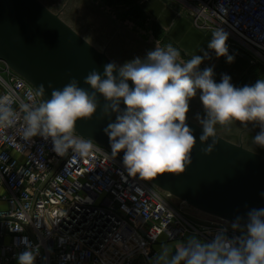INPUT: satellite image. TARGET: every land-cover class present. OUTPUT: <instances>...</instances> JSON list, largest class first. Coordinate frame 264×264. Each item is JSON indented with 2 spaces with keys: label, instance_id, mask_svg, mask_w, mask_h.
<instances>
[{
  "label": "clouds",
  "instance_id": "clouds-1",
  "mask_svg": "<svg viewBox=\"0 0 264 264\" xmlns=\"http://www.w3.org/2000/svg\"><path fill=\"white\" fill-rule=\"evenodd\" d=\"M228 39V34L218 27L211 33L207 48L217 58L225 57L227 63H233ZM208 58V52H204L203 56L184 60L171 44L155 46L143 58L136 57L122 65L108 63L103 74L90 71L83 83L91 91L80 87L73 78L60 89L52 88L50 98L37 105L17 102L15 93L9 90L0 95V136L22 120L18 131L24 141L39 136L51 140L58 156L71 150L73 158H88L97 149L91 139L76 135V124L94 116L99 94L106 101L104 115L116 114L115 121L103 129L109 138L111 158L123 152L127 173L144 181L166 173L180 175L192 163L196 137L186 119L190 101L199 92L204 114L197 119L203 129L199 140L207 144L202 149L205 155L215 149L217 126L228 128L234 122L245 128L249 124L258 126L260 131L252 142L264 149V78L253 85L235 87L230 76L223 75L217 83L212 67L200 68ZM44 92L41 85L40 94ZM173 216L169 212L170 220ZM206 232L211 239L194 232L184 240H176L168 232L171 242L161 243L149 264H264V208H252L246 219L237 216L214 232ZM20 243L24 250L16 254L17 264H36L39 246H33L26 237Z\"/></svg>",
  "mask_w": 264,
  "mask_h": 264
},
{
  "label": "built area",
  "instance_id": "built-area-1",
  "mask_svg": "<svg viewBox=\"0 0 264 264\" xmlns=\"http://www.w3.org/2000/svg\"><path fill=\"white\" fill-rule=\"evenodd\" d=\"M173 1L201 31L222 28L264 60V0ZM0 64V95L11 90L17 102H42L28 81ZM21 124L0 136V264H17L25 237L40 248L36 264H149L156 246L171 242L168 232L176 240L194 232L211 239L206 230L214 232L228 222L210 216L193 220L94 142L97 150L88 158H73L71 150L61 157L51 140L24 141Z\"/></svg>",
  "mask_w": 264,
  "mask_h": 264
},
{
  "label": "water",
  "instance_id": "water-1",
  "mask_svg": "<svg viewBox=\"0 0 264 264\" xmlns=\"http://www.w3.org/2000/svg\"><path fill=\"white\" fill-rule=\"evenodd\" d=\"M0 62L28 81L44 101L50 98L52 88L60 89L73 78L80 87L91 91L83 83L86 75L94 69L103 74L104 66L112 60L39 0H0ZM41 85L44 95L40 94ZM97 99V112L91 119L77 121L76 133L111 151L103 129L115 121L116 114L105 116L106 101L99 94ZM120 107L125 106L121 103ZM186 123L196 137L191 165L183 174L166 173L148 182L188 206L228 222L237 216L246 219L252 208H264V157L247 151L243 143L235 145L218 135L214 151L205 155L202 149L207 144L199 140L202 126L189 118ZM211 142L209 139L207 143ZM123 155L120 152L117 156L122 159ZM26 228L33 236L31 229Z\"/></svg>",
  "mask_w": 264,
  "mask_h": 264
},
{
  "label": "rangeland",
  "instance_id": "rangeland-1",
  "mask_svg": "<svg viewBox=\"0 0 264 264\" xmlns=\"http://www.w3.org/2000/svg\"><path fill=\"white\" fill-rule=\"evenodd\" d=\"M47 9L52 13L59 16L69 27H71L76 33H78L87 42L93 45L101 53L106 54L112 62L122 65L124 62L132 60L136 57L143 58L149 50L155 48V46L164 47L168 44H172L171 40L164 44L157 40L152 31V22L147 24L144 22H135L130 19L129 11L127 8L116 7L108 8L104 6L98 0H39ZM143 0H137V3ZM179 11L181 15H187L188 13L183 11L181 4L173 0H168ZM211 39V38H210ZM210 39L204 40L202 49L210 52L209 56L215 57L214 51L207 48V44ZM171 41V42H170ZM227 43L232 45L237 51L234 53L230 51L229 54L234 56L233 63H227L225 57H220L222 61L221 68H214L211 63L212 59L203 60L200 65L201 70L207 67H212L214 70V80L219 83L223 75H228L231 78V83L235 87H240L242 77L238 78L241 70L245 68L247 64L249 70H253V76L246 80H243V86L253 85L258 79L264 78V60L260 55L255 54L249 49H245L234 42L231 38ZM181 57L184 60H188L191 56H187L179 49ZM245 56V57H242ZM247 58L251 61H248ZM2 65V64H0ZM233 67V68H232ZM230 70L229 73L226 72ZM225 72V73H224ZM245 75V73H244ZM202 105L199 100V92L197 96L190 101V110L188 115L194 117L193 122L197 123V116H203ZM197 121V122H196ZM246 131L239 134L240 131L235 129L233 131V139L236 142L235 145H239V136L243 142L244 148L256 155L264 157V149L256 146L252 142V138L260 131L258 126L249 124L247 128L243 126ZM240 139V140H241ZM227 141V140H226ZM231 143V142H230ZM164 193V192H163ZM166 199L177 209L184 212L188 217L193 220H209L210 217L190 206L186 203L172 197L171 195L164 193Z\"/></svg>",
  "mask_w": 264,
  "mask_h": 264
},
{
  "label": "crops",
  "instance_id": "crops-1",
  "mask_svg": "<svg viewBox=\"0 0 264 264\" xmlns=\"http://www.w3.org/2000/svg\"><path fill=\"white\" fill-rule=\"evenodd\" d=\"M166 1L168 0H143L141 2V5L144 8V10L148 13V15L151 17L152 21L157 23L165 31V36L172 41L173 45L177 46L178 49H180L187 56L189 55L191 57L193 55L203 56L204 52H207L206 50L202 49L203 42L204 40H206V38L207 39L211 38V33H207L198 29L189 17L185 15H181L171 2L168 1L167 3ZM228 48H229V52L232 51L233 49L229 46ZM210 54L211 53L208 52V55ZM209 57L210 58L208 59H212L211 65L216 69H220L221 68L220 63H222V61L220 62V58L217 57L215 58L211 56ZM247 69L248 66L246 64L245 68L241 70V73L239 74L238 78L244 76V73L246 75ZM229 71L230 70H227L226 72L229 73ZM202 110L203 109H201V111ZM200 116H202V114ZM187 118L191 120L195 119L194 117H191L188 114H187ZM197 124L200 125L199 122H197ZM235 129L240 131L239 134H242L246 131V129H243L242 125H240L238 122H234L228 128H223L218 125L217 135L227 140L228 142L236 144L237 141L233 139L234 137L233 131ZM238 138L240 143L245 142V140H242L240 136ZM1 206L6 207L5 204H1ZM159 247L160 245L156 246L155 248L156 251L159 250Z\"/></svg>",
  "mask_w": 264,
  "mask_h": 264
},
{
  "label": "trees",
  "instance_id": "trees-1",
  "mask_svg": "<svg viewBox=\"0 0 264 264\" xmlns=\"http://www.w3.org/2000/svg\"><path fill=\"white\" fill-rule=\"evenodd\" d=\"M100 1L104 6H107L108 8H116V7H123L127 8L129 11V17L130 19L134 20L135 22H144L147 24L148 22L152 21L151 17L148 15V13L144 10L142 5L140 3H137V0H98ZM152 31L154 33V36L157 40H159L161 43H168V38L165 36V31L155 22H152ZM171 42V41H170ZM173 47L177 48V46L173 45ZM179 50V49H178ZM253 70H249L246 75L242 77V80L240 82V87H243V80H246L250 77V75L253 76Z\"/></svg>",
  "mask_w": 264,
  "mask_h": 264
}]
</instances>
